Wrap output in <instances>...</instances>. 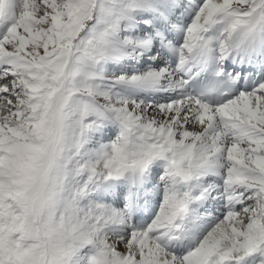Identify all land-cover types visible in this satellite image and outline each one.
Returning <instances> with one entry per match:
<instances>
[{"label":"snow or ice","instance_id":"snow-or-ice-1","mask_svg":"<svg viewBox=\"0 0 264 264\" xmlns=\"http://www.w3.org/2000/svg\"><path fill=\"white\" fill-rule=\"evenodd\" d=\"M0 264H264V0H0Z\"/></svg>","mask_w":264,"mask_h":264}]
</instances>
